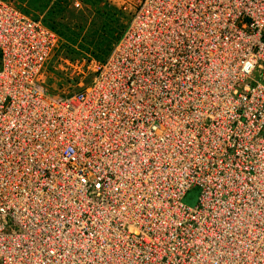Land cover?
Wrapping results in <instances>:
<instances>
[{"label":"built area","instance_id":"built-area-1","mask_svg":"<svg viewBox=\"0 0 264 264\" xmlns=\"http://www.w3.org/2000/svg\"><path fill=\"white\" fill-rule=\"evenodd\" d=\"M138 1L61 95L0 0V264H264V0Z\"/></svg>","mask_w":264,"mask_h":264},{"label":"rangeland","instance_id":"rangeland-1","mask_svg":"<svg viewBox=\"0 0 264 264\" xmlns=\"http://www.w3.org/2000/svg\"><path fill=\"white\" fill-rule=\"evenodd\" d=\"M7 1L62 36L45 73L46 86L61 95L74 91L82 82L78 74L85 66L110 57L139 4L138 0ZM86 78L89 82L90 76Z\"/></svg>","mask_w":264,"mask_h":264},{"label":"water","instance_id":"water-1","mask_svg":"<svg viewBox=\"0 0 264 264\" xmlns=\"http://www.w3.org/2000/svg\"><path fill=\"white\" fill-rule=\"evenodd\" d=\"M197 198L195 196V194L192 195V199H190V201H188V204L190 206H195V202H196Z\"/></svg>","mask_w":264,"mask_h":264},{"label":"snow or ice","instance_id":"snow-or-ice-1","mask_svg":"<svg viewBox=\"0 0 264 264\" xmlns=\"http://www.w3.org/2000/svg\"><path fill=\"white\" fill-rule=\"evenodd\" d=\"M172 55H179V51L178 49L177 50H174V52L172 53ZM150 77L152 76V73L151 72H148L147 73ZM148 87H151V85H148Z\"/></svg>","mask_w":264,"mask_h":264},{"label":"trees","instance_id":"trees-1","mask_svg":"<svg viewBox=\"0 0 264 264\" xmlns=\"http://www.w3.org/2000/svg\"><path fill=\"white\" fill-rule=\"evenodd\" d=\"M20 9H21V8H20ZM21 11H22V12H24V13H26V12H25L23 9H21ZM57 33H58V32H57ZM59 36L62 38V36H61V35H59Z\"/></svg>","mask_w":264,"mask_h":264},{"label":"bare ground","instance_id":"bare-ground-1","mask_svg":"<svg viewBox=\"0 0 264 264\" xmlns=\"http://www.w3.org/2000/svg\"><path fill=\"white\" fill-rule=\"evenodd\" d=\"M23 13H24V12H23ZM195 204H197V200H196Z\"/></svg>","mask_w":264,"mask_h":264}]
</instances>
